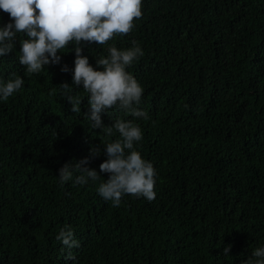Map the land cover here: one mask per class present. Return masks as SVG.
<instances>
[{
    "label": "trees",
    "instance_id": "16d2710c",
    "mask_svg": "<svg viewBox=\"0 0 264 264\" xmlns=\"http://www.w3.org/2000/svg\"><path fill=\"white\" fill-rule=\"evenodd\" d=\"M141 11L129 34L82 42V54L95 69L109 46L142 48L126 71L149 119L115 107L101 119L140 126L134 147L154 166L156 199L126 195L113 207L101 181L59 183L64 164L119 133L92 128L82 86L69 93L82 101L76 113L57 87L72 86L73 45L61 65L32 74L16 41L0 57V81H25L0 100V264H241L264 246V0H142ZM9 22L0 10V27ZM105 159L101 149L88 167L99 172ZM66 226L75 259L56 239Z\"/></svg>",
    "mask_w": 264,
    "mask_h": 264
},
{
    "label": "clouds",
    "instance_id": "9594fccd",
    "mask_svg": "<svg viewBox=\"0 0 264 264\" xmlns=\"http://www.w3.org/2000/svg\"><path fill=\"white\" fill-rule=\"evenodd\" d=\"M141 7L142 0H0V10L10 19L0 27V57L13 52L18 41L20 65L26 67L27 73L38 74L48 66L61 65L60 50L73 45L69 49L75 52L72 86L64 82L57 87L64 92L71 111L76 113L81 111L82 101L69 93L82 86L88 93L89 106L85 115L92 122V128L99 129L106 137L119 133V138L103 147H92L89 157L79 162L64 164L58 170V180L61 185L73 179L82 185L101 181L97 192L113 207H119L126 195L142 197L149 202L156 199L154 166L134 147V143L143 138L140 126L132 120L119 118L105 126L101 119L102 114L114 107L129 112L133 118L149 119L148 113L137 107L143 88L126 71L144 53L137 42L123 50L109 46L108 55L96 59L94 69L82 54V42L104 45L114 35L129 34L134 27L133 21L142 16ZM18 34L23 38L17 40ZM60 70L69 72L67 64ZM24 84L23 77L15 73L6 81H0V100L7 101ZM101 149L106 159L97 172L88 165L92 158L101 154ZM76 172L79 175L74 177ZM101 173L108 178L103 179ZM56 239L69 250L67 259H75L70 250L80 245L71 227L61 228ZM231 247H224L222 254L229 255ZM241 264H264V246L255 248Z\"/></svg>",
    "mask_w": 264,
    "mask_h": 264
}]
</instances>
